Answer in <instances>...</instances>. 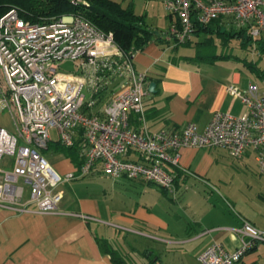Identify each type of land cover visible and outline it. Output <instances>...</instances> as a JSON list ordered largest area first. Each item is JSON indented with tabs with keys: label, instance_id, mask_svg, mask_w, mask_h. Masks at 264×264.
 <instances>
[{
	"label": "built area",
	"instance_id": "1",
	"mask_svg": "<svg viewBox=\"0 0 264 264\" xmlns=\"http://www.w3.org/2000/svg\"><path fill=\"white\" fill-rule=\"evenodd\" d=\"M163 3L177 20L169 35L173 46L192 42L200 27L216 21L264 40V0ZM135 54L79 16L32 23L16 8L0 16V117L12 125L0 126V209L57 214L62 186L89 176L98 164L113 180L126 177L172 189L183 148L224 149L235 159L253 149L264 175V92L257 84L227 88L241 100L245 116L217 111L205 130L190 122L180 130L153 132L146 117L149 73L136 69ZM66 62L76 70L63 72ZM110 91L111 101L102 102ZM53 131L63 146H78L75 171L62 175L46 157ZM132 152L139 161L128 159ZM236 232L242 236L238 249L215 243L198 264H237L264 243V231L248 221Z\"/></svg>",
	"mask_w": 264,
	"mask_h": 264
},
{
	"label": "crops",
	"instance_id": "2",
	"mask_svg": "<svg viewBox=\"0 0 264 264\" xmlns=\"http://www.w3.org/2000/svg\"><path fill=\"white\" fill-rule=\"evenodd\" d=\"M168 17L157 21L160 27L147 22L155 37L135 54L136 69L148 72L149 82L157 84V93L146 100L151 131L180 130L190 122L205 130L217 111L245 116L247 110L241 100L227 88L234 85L246 90L253 82L264 92V82L245 71L241 57L194 59L182 53V46H173L169 39L177 20ZM208 35H195L199 42L194 44L193 39L192 45L184 46L197 50L202 37ZM106 94L102 102L108 103L112 94ZM131 120L137 129V118L132 116ZM52 140L45 152L53 156L49 159L52 166L62 175L75 171L79 157L73 161L52 149L59 142L56 131L52 132ZM128 159L139 161L140 157L132 152ZM180 166L173 169L181 173L174 187L162 188L166 196L160 198L154 184L126 177L113 180L101 164L91 173H104L113 181L105 187L106 197L110 187L111 192L121 194V207L117 205L112 215L120 223L106 221L108 225L148 239L143 252L145 264H198L201 254L215 243L236 250L242 242L236 229L243 221L264 231V175L253 149L235 159L224 149L183 148ZM64 185V199L57 214L18 215L0 209V264H115L99 243L105 239L118 252L115 238L105 233L100 236L92 228L106 219V200L81 193L77 187L71 195ZM170 194L176 202H168ZM132 195L140 198L133 199ZM237 264H264V243Z\"/></svg>",
	"mask_w": 264,
	"mask_h": 264
},
{
	"label": "trees",
	"instance_id": "3",
	"mask_svg": "<svg viewBox=\"0 0 264 264\" xmlns=\"http://www.w3.org/2000/svg\"><path fill=\"white\" fill-rule=\"evenodd\" d=\"M11 8H16L21 17L32 23H41L52 19H60L64 16H79L105 34H112L115 42L125 52H137L147 47L155 37V33L149 28L146 15H138L132 6H124L114 0H0V16L4 15ZM209 34L219 35L224 41L242 38L240 43L243 50H258L264 55V40L253 39L249 32L243 30H223L219 21L207 27H200L196 35ZM213 37L199 43L202 49L214 46ZM186 44V46L190 45ZM203 46V47H202ZM179 47V46H178ZM220 57L218 55L200 56L196 58ZM235 58L226 56L222 58ZM193 59V58H192ZM245 71L255 78L264 82V68L258 62L243 59ZM148 117V116H147ZM58 153L76 161L78 158V146L65 147L61 143H54L52 146ZM176 180L181 175L179 170H173ZM164 189V188H163ZM103 253L111 255L115 264H127L126 261L105 239L99 240Z\"/></svg>",
	"mask_w": 264,
	"mask_h": 264
},
{
	"label": "rangeland",
	"instance_id": "4",
	"mask_svg": "<svg viewBox=\"0 0 264 264\" xmlns=\"http://www.w3.org/2000/svg\"><path fill=\"white\" fill-rule=\"evenodd\" d=\"M117 2L122 3L124 6H132L135 10V12L139 15H147L146 19L147 22L153 24L156 27H160L157 21H159L160 18H169L168 15H170L165 7H164V0H114ZM224 30H236L237 29L233 25L225 26L223 27ZM213 37V43L214 46L207 47L202 49L195 50L194 48L185 47L182 46L181 52L184 54H189L194 57H197V55L200 56H210V55H219L217 59H222V57H226V55H231L235 57H241L243 59L251 60L258 62L261 67L264 68V55L260 53L258 50H243L240 43L243 41L242 38L240 39H233L231 41H224V39L219 37V35L213 34L208 36L202 37V42L206 41L207 38ZM198 37H194V44H197L199 42ZM192 45V43L190 44ZM189 45V46H190ZM188 46V45H187ZM196 46V45H195ZM194 49V50H192ZM61 70L66 73H71L76 70V67L74 63L72 62H66L61 65ZM113 92L110 91L106 95L111 96ZM106 100V98H105ZM0 126H5L8 129L12 128V125L9 121V119L6 116L0 117ZM46 157L48 159H52L53 156L51 154H46ZM113 182L106 174L101 173L99 175L91 174L83 179L76 180L70 183H67L64 185L67 192L72 195V189L73 187H77L78 191L81 193H91L98 198L102 199L103 201L106 200V206H107V216L105 220H101L100 224L94 223L92 228L95 231H98L100 236L103 235H109L110 237L115 238V247L118 249L119 255L126 261L127 264H145L147 262V259L144 252L145 244L147 245L148 239H145V237L141 234H134L129 233L126 231H123L121 229L111 227L108 225L106 221H112L114 224H118L116 219L112 218L113 213L117 210L118 206L121 203L118 201L121 194L120 193H113L111 192V187L109 193L107 194V197L105 196V187L107 185H110V183ZM156 191L158 192V198L165 197L166 195L163 193L162 188L157 185H152ZM133 199H138V197H134L132 195ZM168 202H176L173 200V194L168 195L167 198ZM139 201V200H138ZM109 223V224H112ZM105 231V232H104ZM109 232V233H108ZM105 233V234H104ZM105 235V236H106ZM135 246L136 248H132ZM153 259V258H152Z\"/></svg>",
	"mask_w": 264,
	"mask_h": 264
},
{
	"label": "water",
	"instance_id": "5",
	"mask_svg": "<svg viewBox=\"0 0 264 264\" xmlns=\"http://www.w3.org/2000/svg\"><path fill=\"white\" fill-rule=\"evenodd\" d=\"M156 87H157V84L152 82L149 84V90L152 94H156L157 93V90H156Z\"/></svg>",
	"mask_w": 264,
	"mask_h": 264
}]
</instances>
